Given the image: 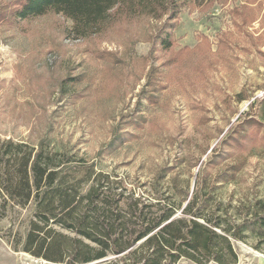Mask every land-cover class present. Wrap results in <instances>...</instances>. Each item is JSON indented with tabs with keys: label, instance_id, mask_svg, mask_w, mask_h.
I'll list each match as a JSON object with an SVG mask.
<instances>
[{
	"label": "rangeland",
	"instance_id": "rangeland-1",
	"mask_svg": "<svg viewBox=\"0 0 264 264\" xmlns=\"http://www.w3.org/2000/svg\"><path fill=\"white\" fill-rule=\"evenodd\" d=\"M20 1L0 0V144L61 151L133 188L170 170L162 185L200 179L231 220L264 217V0H190L173 28L141 14L85 39L61 14L16 17ZM34 219V200L0 193V264H63L23 249ZM246 233L234 264H264L262 235Z\"/></svg>",
	"mask_w": 264,
	"mask_h": 264
},
{
	"label": "trees",
	"instance_id": "trees-1",
	"mask_svg": "<svg viewBox=\"0 0 264 264\" xmlns=\"http://www.w3.org/2000/svg\"><path fill=\"white\" fill-rule=\"evenodd\" d=\"M189 2L21 0L15 15L32 19L61 14L72 21L68 35L85 39L141 14L166 18L173 28ZM169 36L158 35L166 49L172 45ZM73 160L44 147L29 148L12 141L0 144V193L20 206L35 201L36 219L31 221L23 249L36 257L63 264H177L182 259L234 264L239 260L234 241L245 240L247 230L264 240V217L253 215L240 223L231 220L212 192L203 190L200 179L193 190L181 183L178 173L162 185L170 171L163 170L133 188L85 160L72 166ZM109 256L114 258L103 260Z\"/></svg>",
	"mask_w": 264,
	"mask_h": 264
},
{
	"label": "water",
	"instance_id": "water-1",
	"mask_svg": "<svg viewBox=\"0 0 264 264\" xmlns=\"http://www.w3.org/2000/svg\"><path fill=\"white\" fill-rule=\"evenodd\" d=\"M108 258H105V259H103V260H107Z\"/></svg>",
	"mask_w": 264,
	"mask_h": 264
}]
</instances>
